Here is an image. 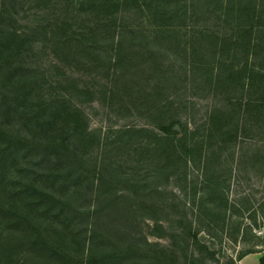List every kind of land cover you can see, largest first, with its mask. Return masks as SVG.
<instances>
[{"label":"rangeland","instance_id":"rangeland-1","mask_svg":"<svg viewBox=\"0 0 264 264\" xmlns=\"http://www.w3.org/2000/svg\"><path fill=\"white\" fill-rule=\"evenodd\" d=\"M260 26L264 0H0V264H257Z\"/></svg>","mask_w":264,"mask_h":264},{"label":"trees","instance_id":"trees-1","mask_svg":"<svg viewBox=\"0 0 264 264\" xmlns=\"http://www.w3.org/2000/svg\"><path fill=\"white\" fill-rule=\"evenodd\" d=\"M260 27H264V26H260ZM232 119H234V118H232ZM235 122L236 121H232L231 120V118H230V120H229V125H231L232 127L235 125ZM226 125V124H225ZM224 124H223V126H224V128H226L227 126H225ZM230 126V127H231ZM232 130H236V127L234 126V129H232ZM226 132V131H225ZM256 238H258V237H256ZM258 239H261V243L262 244H264V229H263V232H262V236H260V238H258ZM264 251V247L263 248H261L260 250H258V252H263ZM248 252H242V253H240L236 258H234V259H231V260H229L228 261V263L229 264H237V262L236 261H239V259L240 258H242L245 254H247ZM217 262V261H216ZM257 264H264V253L263 254H261V256L258 258V262H257Z\"/></svg>","mask_w":264,"mask_h":264}]
</instances>
